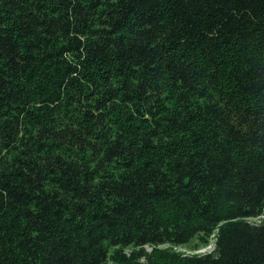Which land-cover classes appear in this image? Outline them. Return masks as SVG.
Here are the masks:
<instances>
[{
	"label": "trees",
	"instance_id": "trees-1",
	"mask_svg": "<svg viewBox=\"0 0 264 264\" xmlns=\"http://www.w3.org/2000/svg\"><path fill=\"white\" fill-rule=\"evenodd\" d=\"M0 264H264V0H0Z\"/></svg>",
	"mask_w": 264,
	"mask_h": 264
},
{
	"label": "rangeland",
	"instance_id": "rangeland-1",
	"mask_svg": "<svg viewBox=\"0 0 264 264\" xmlns=\"http://www.w3.org/2000/svg\"><path fill=\"white\" fill-rule=\"evenodd\" d=\"M249 221L254 222V220H249ZM165 247H167V246L164 245V246H160L159 248L164 249ZM145 250L149 251V247H145ZM173 250H174V248H173ZM211 250H212V241L209 240V242L206 244V246L201 247L199 250H197L195 252H189L187 248H176V250H174V251H181L182 253H185V254H191V253L203 254V253H207Z\"/></svg>",
	"mask_w": 264,
	"mask_h": 264
}]
</instances>
